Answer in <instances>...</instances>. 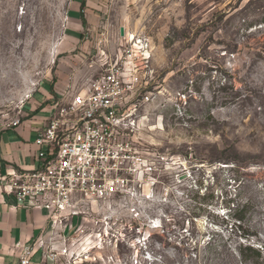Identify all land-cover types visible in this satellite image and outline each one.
Segmentation results:
<instances>
[{
    "label": "rangeland",
    "instance_id": "rangeland-1",
    "mask_svg": "<svg viewBox=\"0 0 264 264\" xmlns=\"http://www.w3.org/2000/svg\"><path fill=\"white\" fill-rule=\"evenodd\" d=\"M71 2L0 0V116L55 80L71 54L59 48ZM99 6L115 36L124 27L151 47L135 194L81 208L68 253L45 263L222 264L241 244L264 255V0ZM211 239L221 255L205 248Z\"/></svg>",
    "mask_w": 264,
    "mask_h": 264
},
{
    "label": "built area",
    "instance_id": "built-area-1",
    "mask_svg": "<svg viewBox=\"0 0 264 264\" xmlns=\"http://www.w3.org/2000/svg\"><path fill=\"white\" fill-rule=\"evenodd\" d=\"M100 33L106 43L109 29ZM134 40L124 35L115 56L103 49L99 74L85 76L54 102L35 139L36 166L11 168L1 177L3 191L18 205L45 209L51 221L48 235L22 247L21 264L39 250L51 260L67 254V229L88 203L134 196L140 112L153 98L150 42Z\"/></svg>",
    "mask_w": 264,
    "mask_h": 264
},
{
    "label": "crops",
    "instance_id": "crops-1",
    "mask_svg": "<svg viewBox=\"0 0 264 264\" xmlns=\"http://www.w3.org/2000/svg\"><path fill=\"white\" fill-rule=\"evenodd\" d=\"M103 1L86 0L81 10V0H72L67 15L68 31L64 32L59 45L61 50L70 51L71 54L59 62L55 80L49 88L34 83L26 90L16 116L9 117L8 112L0 116V264H21L22 247L32 244L40 236L48 235L52 227L45 209L20 206L13 196L5 193V182L1 181V177L11 168L31 169L36 166L38 146L35 139L38 130L51 117L54 102L81 83L85 76L98 70L95 56L100 55L103 49L113 56V52L116 54L119 50L123 36L129 34L124 27H120L119 36H115L114 30L108 27L104 19L105 13L100 12L99 3ZM81 12L86 25L83 24ZM104 28L110 31L106 43L102 42L100 33ZM121 28H124L123 35ZM16 119H20V124L11 125ZM45 260L42 250H39L32 256L30 264H46Z\"/></svg>",
    "mask_w": 264,
    "mask_h": 264
},
{
    "label": "trees",
    "instance_id": "trees-1",
    "mask_svg": "<svg viewBox=\"0 0 264 264\" xmlns=\"http://www.w3.org/2000/svg\"><path fill=\"white\" fill-rule=\"evenodd\" d=\"M85 3L86 0H81V10L84 9L85 7ZM81 18L83 20V24L86 25V20L85 17L83 15V12H81ZM262 23H264V18L261 21ZM253 25H251L252 27ZM218 160H232L229 159L227 157H218ZM205 248L210 250V251H214L216 253H218L219 255H221L222 252L219 251L220 246H222V249L224 247H226V245H218V243L216 242L215 239H211L207 242H205ZM264 250V247H261ZM223 258H220V261L222 264H247V263H253V264H263L264 263V255H263V251L259 248L256 247L254 245H243L241 244L238 249H236L233 254L224 257L225 255H222Z\"/></svg>",
    "mask_w": 264,
    "mask_h": 264
},
{
    "label": "water",
    "instance_id": "water-1",
    "mask_svg": "<svg viewBox=\"0 0 264 264\" xmlns=\"http://www.w3.org/2000/svg\"><path fill=\"white\" fill-rule=\"evenodd\" d=\"M121 34L122 35L124 34V28H121Z\"/></svg>",
    "mask_w": 264,
    "mask_h": 264
},
{
    "label": "bare ground",
    "instance_id": "bare-ground-1",
    "mask_svg": "<svg viewBox=\"0 0 264 264\" xmlns=\"http://www.w3.org/2000/svg\"><path fill=\"white\" fill-rule=\"evenodd\" d=\"M131 36L133 37V35H131ZM132 37H131V38H132Z\"/></svg>",
    "mask_w": 264,
    "mask_h": 264
}]
</instances>
